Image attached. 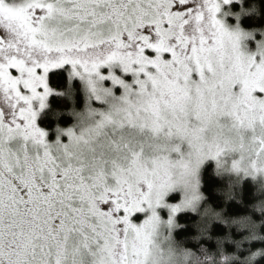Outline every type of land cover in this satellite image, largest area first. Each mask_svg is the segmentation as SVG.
I'll return each instance as SVG.
<instances>
[{
  "label": "snow or ice",
  "instance_id": "obj_1",
  "mask_svg": "<svg viewBox=\"0 0 264 264\" xmlns=\"http://www.w3.org/2000/svg\"><path fill=\"white\" fill-rule=\"evenodd\" d=\"M231 3L0 0V264H76L77 256L86 259L112 243L121 249L119 264H138L129 261V249L138 255L147 226L160 219L170 178L160 176L157 185L155 172L133 167L164 131L158 115L149 128L132 108L114 118L89 105L87 118L58 129L54 142L39 126L35 105L47 107L48 74L65 65L98 103L147 96L158 113L164 90L173 100L211 97L212 107L225 109L218 132L235 134L241 151L248 148L246 161L230 162L233 171L246 163V175L264 174V109L255 105L264 98V87L255 86V76L264 74V52L245 57L243 30L238 24L229 29L219 16ZM253 39L257 49L264 45ZM237 90L247 103L233 107ZM207 115L205 104L197 119ZM225 155L216 144L199 163H220ZM181 206L168 205L173 216ZM149 210L141 223L133 222Z\"/></svg>",
  "mask_w": 264,
  "mask_h": 264
},
{
  "label": "clouds",
  "instance_id": "obj_2",
  "mask_svg": "<svg viewBox=\"0 0 264 264\" xmlns=\"http://www.w3.org/2000/svg\"><path fill=\"white\" fill-rule=\"evenodd\" d=\"M249 38H253L252 32L243 31L241 42ZM241 50L245 57L259 56L264 52V45L252 52L247 50V46ZM255 82V86L264 87V74H257ZM164 91L165 95L159 98L158 113H154L151 107L155 102L154 98L147 96L135 97L134 103L129 104L110 102L108 110L114 118H119L129 108H132L139 112L140 123L149 128L156 120L157 115L159 116L164 131L153 136L151 149L146 152L140 165H133V167H142L150 173L155 172L157 185L160 183V176H168L170 179L164 191L168 193L172 190H182L184 193L182 206L194 207L198 201L194 197H199L197 187L198 169L201 165L199 161L209 156L210 149H214L216 144L225 148L226 155L236 153L245 161L249 155L248 148L241 151L238 137L235 134H231L227 130L223 133L218 132L220 125L224 123L225 109L222 105L219 110L212 107L211 97L206 100H202L198 96H193L191 99L173 100L172 96L166 90ZM230 103L233 107H238L247 101L245 95L237 90L232 92ZM205 104L208 105V115L202 120L197 119V116L202 114ZM255 105L258 109H264V98L255 100ZM201 127L210 129L209 133L204 135L200 131ZM169 128H171V133L168 132ZM184 143H187L189 151L181 154V145ZM254 143V141H250L248 147H254ZM219 164L221 169L233 171L231 166L225 169L226 162L222 158ZM259 166L264 168V163ZM247 167L248 165L244 163L240 172L244 173V169ZM159 194L163 195V192ZM155 199L156 195L154 194L153 200L155 201ZM205 214L214 219L221 218L219 213L212 209H208ZM245 227L252 229L250 238H264L254 225L245 223ZM166 228H169L168 223L161 218L153 220L147 226V239L137 245L138 255L133 256L130 247L129 261L135 260L138 264H207L205 257L194 254L176 241L171 235L170 228L166 234ZM121 254L119 246L112 243L97 248L86 259L81 260L77 256L76 264H119ZM261 254H264V249L253 251L248 258L242 261V264H254L255 259Z\"/></svg>",
  "mask_w": 264,
  "mask_h": 264
},
{
  "label": "trees",
  "instance_id": "obj_3",
  "mask_svg": "<svg viewBox=\"0 0 264 264\" xmlns=\"http://www.w3.org/2000/svg\"><path fill=\"white\" fill-rule=\"evenodd\" d=\"M230 9L239 14L243 29L252 31L256 39H262L264 0H241ZM230 22L232 24L233 20ZM247 45L254 51L256 40L249 39ZM48 82L53 94L38 124L53 142L57 130L73 126L77 117L84 114L88 102L82 82L70 79L67 69L51 71ZM233 176L220 173L215 163L207 162L200 173L202 212H180L176 218L175 240L194 254L205 257L207 264H242L253 251L264 249V238H250L252 229L245 227V223H250L264 236V187L251 178L234 179ZM177 198L178 195L169 199ZM208 209L219 213L221 218L206 215ZM254 264H264V254L256 258Z\"/></svg>",
  "mask_w": 264,
  "mask_h": 264
},
{
  "label": "rangeland",
  "instance_id": "obj_4",
  "mask_svg": "<svg viewBox=\"0 0 264 264\" xmlns=\"http://www.w3.org/2000/svg\"><path fill=\"white\" fill-rule=\"evenodd\" d=\"M241 0H232V3L231 4H228V5H223V8H222V12L219 14L220 18L224 19L226 25L229 27V29H235L237 24L239 25L240 29H242L243 31H250V30H245L241 27L240 25V16H239V19H237V15H239L238 13L234 12L233 10L230 9V6L236 2H240ZM225 13H227V15H225ZM230 19L233 20V23L231 24L230 22ZM252 32V31H251ZM253 34V37L255 36V34L252 32ZM251 39V38H249ZM249 39H246L244 41L241 42V47L244 48L245 46H247V50L249 52H251L249 49H248V45H247V42ZM262 39H264V36H262ZM257 49V44H256V48L255 50ZM254 50V51H255ZM67 69V72L70 76V79L72 78H76V79H79L82 84H83V87H84V90L86 92V95H87V109L84 111V114L82 115H79L77 117V121L76 123L71 126L72 128H75L76 125H79L81 123V121L83 119H86L87 118V112H88V106L89 105H92L93 107H96V108H101V109H104V110H107L108 109V105L110 102H112L111 100H109L108 103H98L95 101L94 97L92 96L90 90L88 89V86L86 84V82L84 80H82L80 77L78 76H74L72 74V67L71 65H65L59 69ZM56 70V69H54ZM53 71V70H51ZM50 71V72H51ZM103 72H107L108 69L107 68H104L102 69ZM48 77H49V74H48ZM106 84H108L109 82H105ZM117 92V95L120 94V90L117 89L116 90ZM53 94V92L50 94V96ZM49 96V98H50ZM48 98V100H49ZM48 100H47V106H48ZM37 111H38V116H37V122H38V119L40 117V115L43 113V111L47 108H44V109H39V105L38 103L35 105ZM70 128V127H69ZM68 129V128H66ZM63 139H67V137H63ZM55 141V140H54ZM53 141V142H54ZM51 142V141H49ZM181 151L186 153L187 151H189V147L187 145V143H184L181 145ZM174 155H178V154H174ZM238 158V154L236 153H233V154H230V155H225L224 157H222V159L226 162L225 164V169H228L230 168L231 164L230 162L233 160V159H237ZM207 162H213L215 163L216 165V168H217V171H219L220 173H226V174H232L234 175L233 178L236 179V178H251L252 180L256 181V182H259V184L264 187V174H258V175H246L245 173L243 172H236V171H229V170H224V169H221L220 167V164L218 163V161L216 159H213V158H208L206 159L205 161H203V163H201L199 169H198V192H199V198H198V201H197V204L196 206L194 207H184V206H181L180 207V210L178 212H176V214L173 216V213L171 211V208L168 207V205H182V201L184 200V193L182 190H172L170 192H168L165 196H164V200H163V205L161 207H159L157 209V213L159 214L161 220L165 221L168 223V226L169 228L171 229V235L174 237V231L175 229L177 228V215L180 213V212H185V211H190V212H202V206H203V195H202V192H201V181H200V173H201V169L203 168V166L207 163ZM237 176V177H236ZM178 195V198L175 199V200H170L169 198L171 196H176ZM141 215V219L138 220L137 219V216ZM151 215V211H147L145 213H137L132 219H133V222L139 224L141 223L145 218H147V216ZM171 219V223H169V220ZM169 228H166L165 229V232L167 234Z\"/></svg>",
  "mask_w": 264,
  "mask_h": 264
}]
</instances>
